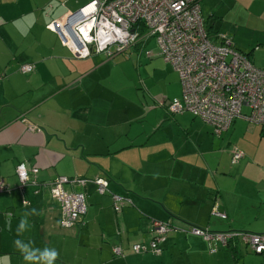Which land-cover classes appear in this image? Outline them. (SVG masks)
I'll list each match as a JSON object with an SVG mask.
<instances>
[{
	"label": "crops",
	"instance_id": "1",
	"mask_svg": "<svg viewBox=\"0 0 264 264\" xmlns=\"http://www.w3.org/2000/svg\"><path fill=\"white\" fill-rule=\"evenodd\" d=\"M92 1L0 0V264H29L16 239L55 248V264H264V258L246 257L255 253L240 239L226 249L182 232L167 236L161 255L133 252L134 245L150 244L153 221L211 233L264 234V126L248 120V107L221 136L188 112L171 114L168 104L182 96L172 65L169 74L178 84L169 97L129 96L119 54L75 58L47 26L65 22ZM252 1L264 9V0ZM201 4L209 37L220 44ZM232 45L264 69V59L254 54L264 53V39L250 52ZM29 65L34 70L24 74L21 68ZM28 123L39 131H30ZM235 149L245 154L238 163L232 160ZM20 165L39 170L24 193ZM58 177L85 182L65 186L85 195L88 207L70 229L61 226V204L50 191ZM98 179L109 181L105 195L97 192ZM245 194L254 203L238 220L233 214ZM113 196L132 205L117 213ZM33 208L39 214L29 216L18 235L21 218Z\"/></svg>",
	"mask_w": 264,
	"mask_h": 264
},
{
	"label": "built area",
	"instance_id": "2",
	"mask_svg": "<svg viewBox=\"0 0 264 264\" xmlns=\"http://www.w3.org/2000/svg\"><path fill=\"white\" fill-rule=\"evenodd\" d=\"M79 13L78 20L70 14L65 22H51L47 26L59 34L75 58L86 59L94 52L111 58L141 41L155 39L161 57L178 73L182 86V98L168 104L171 114L188 112L212 127L216 136H221L248 107L251 111L248 120L264 126V69L238 52L226 36L219 35L220 44L210 39L199 0H93ZM33 70L30 65L21 68L24 74ZM29 130L36 128L29 126ZM244 157L243 151L235 149L233 163ZM38 171L18 166L16 173L22 193L29 184H36L33 179ZM84 183L67 177H58L50 183L53 198L61 204L60 224L65 229L73 228L88 208L85 195L68 192L65 186ZM94 183L100 195L108 192V180L98 179ZM4 190L1 186L0 192ZM113 199L117 213L124 205H132L129 198L113 196ZM214 214L226 218L216 210ZM177 232L202 237L222 248L240 239L254 253L264 255V234L211 233L160 221L152 222L150 244L134 245L133 252L160 255V245L169 234ZM114 254L123 256L121 248H115Z\"/></svg>",
	"mask_w": 264,
	"mask_h": 264
},
{
	"label": "rangeland",
	"instance_id": "3",
	"mask_svg": "<svg viewBox=\"0 0 264 264\" xmlns=\"http://www.w3.org/2000/svg\"><path fill=\"white\" fill-rule=\"evenodd\" d=\"M200 3H202L204 17L210 20V26H214L215 32L219 31L220 35L226 36L244 51L250 52L261 47L258 45V40L264 39V9L254 6L252 0H202ZM211 13H214L215 17H211ZM147 51L153 52L155 56L151 59L150 56H147ZM113 52H115V49H113ZM254 52L257 57L264 59L262 51L257 52L255 50ZM158 53L160 51L154 39L144 48L140 49L132 46L122 55L119 54L122 66L127 67V70L121 76L123 82L128 86L129 96L135 93L141 96L169 97V93H173V88H177L178 82H175L169 74V69L172 68L171 65L167 64L162 57H159ZM255 55L252 56L254 60H256ZM255 64L259 66L258 62ZM177 78L181 85L179 75H177ZM169 83H172V86ZM135 87L137 89L134 91ZM145 89L148 92H145ZM181 98L182 96L178 99ZM243 113L248 114L249 109L244 108ZM234 147L232 145L230 151H233ZM254 174L259 175L258 172H254ZM241 199V209H236L233 214L238 220L245 217V214L249 211L247 207L250 208L254 203V197L248 198L246 194L245 198ZM259 217L263 218L261 221L264 226V214L259 215ZM262 223L256 224L257 228L262 226ZM252 254L246 255V257H255L261 260L264 258L262 255Z\"/></svg>",
	"mask_w": 264,
	"mask_h": 264
},
{
	"label": "clouds",
	"instance_id": "4",
	"mask_svg": "<svg viewBox=\"0 0 264 264\" xmlns=\"http://www.w3.org/2000/svg\"><path fill=\"white\" fill-rule=\"evenodd\" d=\"M36 209H31L25 212L24 217L21 218L20 223L17 228V234L19 235L21 231L28 225V217L32 215H38ZM15 247L23 255L25 261L29 264H55L58 259L59 253L55 248L44 247L43 249L30 247L27 244H22L20 239L14 241Z\"/></svg>",
	"mask_w": 264,
	"mask_h": 264
},
{
	"label": "trees",
	"instance_id": "5",
	"mask_svg": "<svg viewBox=\"0 0 264 264\" xmlns=\"http://www.w3.org/2000/svg\"><path fill=\"white\" fill-rule=\"evenodd\" d=\"M205 22V21H204ZM205 28H206V24H205ZM207 30V29H206ZM233 46V45H232ZM246 56V55H245ZM28 125L29 126H33V127H35L36 128V130L35 131H39V128L37 127V126H34V125H32V124H29L28 123ZM232 127V126H231ZM230 127V128H231ZM229 128V129H230ZM229 131V130H228ZM224 134V133H223ZM172 224V223H171ZM172 225H175V224H172ZM176 226V225H175ZM231 243V242H230ZM230 243H229V245L226 247V249H228V248H230ZM244 244V243H243ZM247 248H249L250 249V247L249 246H247V245H245ZM160 247L162 248V253L164 252V249H163V247H162V244L160 245ZM232 252H234V251H232ZM256 254V253H255ZM161 255V254H160Z\"/></svg>",
	"mask_w": 264,
	"mask_h": 264
},
{
	"label": "water",
	"instance_id": "6",
	"mask_svg": "<svg viewBox=\"0 0 264 264\" xmlns=\"http://www.w3.org/2000/svg\"><path fill=\"white\" fill-rule=\"evenodd\" d=\"M73 15L76 17L77 20L81 18V13H79V11L74 13Z\"/></svg>",
	"mask_w": 264,
	"mask_h": 264
}]
</instances>
